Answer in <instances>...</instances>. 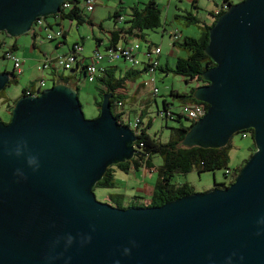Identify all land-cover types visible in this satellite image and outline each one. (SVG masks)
I'll list each match as a JSON object with an SVG mask.
<instances>
[{
  "label": "water",
  "instance_id": "obj_1",
  "mask_svg": "<svg viewBox=\"0 0 264 264\" xmlns=\"http://www.w3.org/2000/svg\"><path fill=\"white\" fill-rule=\"evenodd\" d=\"M64 1L0 0V32L28 33ZM205 53L214 67L193 96L208 108L182 145L219 148L252 129L256 150L233 182L161 206L100 202L94 185L136 140L111 95L85 119L70 87L23 94L0 120V264H264V0L228 7Z\"/></svg>",
  "mask_w": 264,
  "mask_h": 264
},
{
  "label": "trees",
  "instance_id": "obj_2",
  "mask_svg": "<svg viewBox=\"0 0 264 264\" xmlns=\"http://www.w3.org/2000/svg\"><path fill=\"white\" fill-rule=\"evenodd\" d=\"M188 1L190 3V8L179 9V7H177L178 13L174 14V18L178 21L181 20L180 22H183L184 26L197 25L200 33L197 37L181 36L177 33V31L169 34L172 38V45L185 52L184 57L178 56L176 58L174 67L172 68H169L166 64L164 67L160 65V45L150 43L144 38L143 30L157 29L162 26L165 31L162 24L161 8L155 0H147L146 3L143 4L142 8L132 7L131 11L127 15L120 13L119 10L112 14L111 18H114V22H117L120 28H114L107 33L102 28V24H98L99 30L104 34L107 33L105 35L106 44L99 45V42L101 41L96 38V34H94V32L91 33V38L88 36H82L80 42L73 43L72 47L69 48L66 53L73 52L75 46H79L81 51L79 53H74L75 60L72 67L67 69L69 71L68 73H65V69L62 67L61 71H53L52 66L54 65L53 63H55L53 58L49 68L46 70L49 80L51 81V85L58 84L70 87L75 90L77 96H79L78 83L83 77L88 78L87 67L93 63V54L98 53L102 56L101 60L96 65V72L93 78L96 83L95 89L97 92V99H95L94 104L99 110L103 97L107 94L111 95L109 98L111 113L118 124L129 127L135 133L136 140L133 143L134 153L132 158L108 166L102 178L94 185L93 191L96 188H114L116 171L127 174L131 170L138 171L142 169L147 174H152L154 172L157 174V179L154 185L148 186V188L144 190L145 195L148 198L142 200L140 203L136 200L138 198L125 200L122 196L118 195L107 196V201L109 200L112 202L117 208H123L122 203L120 202L121 200H124L127 207L130 205L153 207L161 206L166 202L192 194L195 191L190 185H188V183L184 182L176 184L173 182V178L175 175H185L193 171L198 174L203 172H212V174H214V171L223 169L224 176L232 177L230 183L228 184L230 185L242 166L256 150V146L253 141V148L251 149L248 159L244 160L241 165H238L233 170H230L228 162L229 152L232 148V138L229 139L225 146L219 148H201L199 146L186 147L182 145V140L185 134L189 131L191 125L196 121L194 119H190L183 112L184 107L198 105L202 106L204 110L208 108L207 104L196 100L193 93L195 88L198 86L207 84V81L203 78V73L214 67V63L205 53V47L208 43L209 29L216 22L217 18L233 4L231 0H221L217 3L214 2L215 7L212 10L207 11V15L211 17V21H204L197 17L199 10V5L197 4L198 0ZM65 3L69 5L68 8H65L62 4L58 14H52L43 18L45 27L42 28L45 31L49 32L48 30H53V26L60 27L59 30L62 31L60 37L47 40H57L55 45L66 44V31L63 30V27L60 25V22L63 20L74 22L76 26L88 23L93 27L91 20L87 17V12H91L94 9L93 7L98 3V0H95L91 11L86 9L85 0H65L64 4ZM47 17H51L53 19V23L46 22L45 19ZM118 21H121V23ZM30 34L32 35V38L36 39L37 35L35 32H31ZM85 39L93 40L95 43V47L89 55L83 54V41ZM139 40L147 43L145 50L141 49L138 42ZM101 46L103 49H99ZM154 48L159 49L158 54L152 52ZM16 49L17 45L14 43L10 50L15 51ZM122 51L130 52L136 63L134 64L127 61L121 55ZM110 54H117L118 56L117 58L111 59ZM139 54L144 57V60H139ZM43 55V58L45 55L50 58L54 57L49 53H43ZM106 58L108 62L122 59L124 62H130L131 66L121 68L117 65H111L110 63L102 64V61ZM138 65H141V67H137ZM151 69H153V71H150ZM156 70H160L166 74L170 72L173 75L180 77L181 80L186 83L188 88L186 92H178L176 90L170 91L169 96L178 103V106L181 109L180 113H174L170 107L171 103H168L166 100L163 101V107L157 111L158 117L164 121L166 128H168V120L176 121L178 123L177 126H171L168 128L169 136L164 142H162L155 135H151L149 133V129L152 127V120L150 119L147 122L143 120L144 117L147 116L145 110L140 111L138 117L132 122L135 125V128H131L130 123L124 121L125 112H127L126 108L119 106L118 103L121 101L125 102L128 99L129 90L135 85H137V88L142 86H151V95L155 98L158 93L154 77ZM143 72L150 75L148 82L138 81L141 73ZM5 73L10 76L7 85L17 83V73L14 71ZM54 77H56V79H54ZM151 79H154V87L157 89L156 92H153L152 85H149V83H151L149 82ZM72 81H74V84H72ZM35 84L36 81L29 84V86L22 88L20 96L25 94L26 89H33ZM20 96L18 98H20ZM5 97L6 92L4 88L0 91V99H5ZM18 98L15 99L12 104H9L10 112L12 111V108ZM6 101H8L7 98ZM181 118H184L187 122L183 124L181 122ZM238 133H248L253 140L252 129L242 130ZM155 156L159 157L161 160L159 166L154 164L153 158ZM215 187H225V184L215 183Z\"/></svg>",
  "mask_w": 264,
  "mask_h": 264
},
{
  "label": "rangeland",
  "instance_id": "obj_3",
  "mask_svg": "<svg viewBox=\"0 0 264 264\" xmlns=\"http://www.w3.org/2000/svg\"><path fill=\"white\" fill-rule=\"evenodd\" d=\"M121 1V2H120ZM147 0H98V3L93 7V12H87V17L92 20L93 27L88 24L84 23L82 25L76 26L74 22H70L68 20H63L60 22V25L63 27V30L66 31V44L63 45L60 50L67 51L69 48L72 47L73 43L80 42L82 35L88 36L91 38V29H93L94 34L98 35L100 30L98 28V24L102 23L103 29H108L109 25H114V18L112 19V14L119 10L120 13L127 15L132 7L142 8L143 4L146 3ZM158 6L161 8L162 13V24L163 27L152 30H143L144 38L155 45H160L162 49V53L160 56V64L161 66H165V61L167 60V65L169 68L174 67V63L176 58L184 57L185 52L178 49L177 47L172 45V38L170 37V33L177 31V33L181 36H192L197 37L199 35V29L197 25H189L184 26L181 20H176L174 18V14L178 13L177 7L184 9L190 8V3L188 0H181V2L177 0H155ZM221 0H198L197 4L199 5L197 17L200 20L208 21L209 17L207 15V11L209 9H213L214 2H219ZM233 4L238 3L240 0H231ZM92 15V16H91ZM46 22L53 23V19L51 17H47ZM121 23V21H118ZM124 25V23H123ZM35 26H33L34 28ZM60 27L53 26V30H48L49 32H54L55 30H59ZM36 33V44L37 46L33 49L32 48V38L31 32L21 34L19 36H10L6 32H0V73L2 72H12L13 71V61L8 59L6 55L13 54L16 57L20 58L22 61L20 67V73H17L16 79L17 83H12L5 87L6 97L5 99H0V119L3 122H8L10 119V106L9 102H12L17 99L21 95V90L25 85L32 84V82H38L41 76H44V86L42 90L48 89L51 87V81L49 80L48 73L46 71L40 72L38 69L41 60L43 59V53L51 52L52 48L55 46V42L47 41L46 33L42 27H38L35 31ZM32 32V33H33ZM103 32H101L102 34ZM140 47L142 50L146 49L147 43L139 40ZM16 43L17 49L15 51H11V47L13 44ZM95 47V43L93 40L85 39L83 41V54L89 55ZM99 49H103L102 46ZM139 60H144V57L139 54ZM110 63L111 65H117L121 68L131 66L130 62L123 61L122 59L114 60L108 62L107 58L102 61V64ZM137 67H141L138 65ZM65 73H68V70H64ZM155 86L158 89V93L156 94V101L159 108L163 107V101L166 100L168 103H171V110L174 113H180L181 109L178 106V103L173 100L169 95L171 90L177 91H186L187 85L185 82L181 80L180 77L173 75L172 73L168 72L167 74L156 70L155 74ZM150 79V75L147 73H141L140 78L138 81H147ZM79 89V102L81 105L82 112L84 114L85 119H93L98 115V108L94 104L95 99H97V92L95 89L96 83L94 81H89L88 78H82V80L78 83ZM151 86H146L145 91L142 94L143 99H147L148 97L152 98L151 95ZM150 93V95H148ZM7 99H10L6 101ZM154 98V97H153ZM6 104H8L6 106ZM129 108V106L127 105ZM150 112L155 113L156 105L152 101V105L150 106ZM126 115V112H125ZM135 116H131L129 118L128 114L124 117L125 122H129L127 120L134 119ZM181 122L185 124L187 121L184 118H181ZM178 123L176 121H167V127L177 126ZM166 128L164 121L160 117H155L152 120V127L149 129V133L153 135L154 132L156 133V137H158L162 142L166 141L169 136V129ZM232 148L229 152V162L228 167L230 170H233L238 165H241L244 160L248 159L251 149L253 148V140L248 133H236L233 134L231 137ZM154 164L159 166L161 160L159 157L155 156L153 158ZM137 175V178H136ZM115 179L117 183L116 187L110 189H102L96 188L94 189L93 193L96 199L100 202L108 203L112 206L113 203L109 200L107 201L106 195L110 194H127L131 191H135L136 189L138 194H140V188L142 184H154L157 179L156 172L152 173L151 175L142 174L140 171L135 172L131 171L130 174L124 175L121 172H117L115 175ZM232 177L224 176V170H216L214 174L212 172H203V173H196L190 172L185 175H175L173 178L174 183H188L196 193L205 192L211 190L215 187V183H223L228 185L231 181ZM133 191V192H134ZM128 193V195H129ZM127 199V196L124 198ZM119 201V200H117ZM122 203L123 208H130V207H142V206H133L127 205L124 203V200L120 201ZM140 202V201H139ZM116 207V206H115Z\"/></svg>",
  "mask_w": 264,
  "mask_h": 264
},
{
  "label": "built area",
  "instance_id": "obj_4",
  "mask_svg": "<svg viewBox=\"0 0 264 264\" xmlns=\"http://www.w3.org/2000/svg\"><path fill=\"white\" fill-rule=\"evenodd\" d=\"M95 0H85L86 3V9L88 11L92 10V6L94 4ZM63 6L65 8H68L69 5L67 3L64 4V2L62 3ZM33 26L34 29H33ZM30 32H33V30L35 31L38 27H45V24L43 22V18H37L35 23L33 24ZM37 27V28H36ZM61 30H56L54 32H47L46 35V39L47 40H51L53 38H58L61 36ZM81 51V48L79 46H75L73 52H68L64 55H60V54H56L54 57H48L45 55V57L41 60V64L39 66V70L40 72H44L49 68L50 63L52 62V58L54 59V62L57 66H59L60 68H64L65 70L70 69L73 65V62L75 60V56L74 53H79ZM153 53L158 54L159 53V49L158 48H154L152 50ZM121 55L127 60L130 61L132 63H136L133 55L128 52V51H122ZM44 56V55H43ZM117 54H110V58H117ZM6 57L8 59H11L13 61V71L15 73H20V67L22 64V61L20 60V58L16 57L13 54H7ZM102 56L100 54H93V63H91L88 67H87V77L89 79V81H93L94 79V74L96 72V65L97 63L101 60ZM156 64V63H155ZM150 67V66H149ZM20 71V72H19ZM150 71H153V69H151ZM149 82V85H152L153 87V92H156L157 89L154 87V79H151ZM44 86V78L43 76H41L38 80V82H36L35 86L33 87V89H26L25 94L26 95H32L35 94V92L37 91H41L42 88ZM206 110H204L202 108V106H198V105H193V106H186L184 107V113L190 118V119H194L197 120L199 118H201ZM160 116V115H159ZM135 126V125H134Z\"/></svg>",
  "mask_w": 264,
  "mask_h": 264
},
{
  "label": "crops",
  "instance_id": "obj_5",
  "mask_svg": "<svg viewBox=\"0 0 264 264\" xmlns=\"http://www.w3.org/2000/svg\"><path fill=\"white\" fill-rule=\"evenodd\" d=\"M177 1H179V2H181V0H177ZM176 9H178V8H176ZM179 9H181V8H179ZM209 10H212V9H209ZM94 10H92L91 12H93ZM92 16V15H91ZM208 17H209V15H208ZM90 19V18H89ZM91 20V19H90ZM209 20L211 21V17H209ZM209 21V22H210ZM91 22H92V20H91ZM102 24V23H101ZM94 26V25H93ZM119 27V25H118V23L117 22H114V25H109V27H108V29H106L105 31L108 33L110 30H112V29H114V28H118ZM102 28H103V26H102ZM120 28V27H119ZM93 29L94 28H92L91 29V33L93 32ZM101 32L102 31H100L99 32V34L98 35H96V38H98V39H100V41L101 42H99V45L100 44H102V45H104V44H106V34L107 33H102L101 34ZM83 36V35H82ZM63 45H65V44H59V45H55L54 46V48H52V50H51V52H46L45 54H50L51 56H55L56 54H64V53H66L67 51H65V50H60V48L63 46ZM37 46V44H36V39H34L33 41H32V48L34 49L35 47ZM161 47V46H160ZM161 53H162V49H161ZM160 56H161V54H160ZM159 60H160V57H159ZM159 63H160V61H159ZM54 65L52 66V69H53V71H61V68L59 67V66H57L55 63H53ZM165 64L167 65L168 63H167V60L165 61ZM161 65V64H160ZM84 79H85V77H83ZM54 79H56V77H54ZM94 81V80H93ZM72 84H74V81H72ZM27 86H29V84L28 85H25L24 87H27ZM23 87V88H24ZM143 87V86H142ZM140 87V88H137V85H135V86H133L132 88H130V90H129V95H128V99L125 101V102H123V101H121V102H118L119 103V106H122V107H125L126 108V110H127V112H126V115H125V117L127 116V114H128V116H129V118H131V116L133 115V116H135L134 117V119H132V120H127V121H129V123H130V126H131V128H135V126H134V124L132 123L134 120H135V118H137L138 117V115H139V113H140V111H142V110H145L146 111V113H147V116H145L144 117V121L145 122H147L148 120H153L152 118H155L156 116L158 117V115H157V111H158V109H160L159 108V106L157 105V101H156V98H150V97H148L147 99H143V97H142V94H143V92L145 91V87ZM72 89V88H71ZM188 89V88H187ZM177 91V90H176ZM187 91V90H186ZM186 91H178V92H186ZM150 92H151V90H150ZM148 95H150V93H148ZM11 99V98H10ZM10 99H8V100H10ZM152 101H153V103L156 105V111H155V113L153 114V113H151L149 110L151 109L150 108V106L152 105ZM123 102V103H122ZM9 104H10V102H9ZM123 104V105H122ZM8 104H6V106H7ZM127 105L129 106V108L127 107ZM10 106V105H9ZM156 133L157 132H154L153 133V135H156ZM132 171V170H131ZM130 171V172H131ZM133 171H135V170H133ZM141 172L142 174H145V175H151V174H147V173H145L142 169L141 170H138V171H135V172ZM117 172H120V171H116L115 172V175H116V173ZM130 172H128L127 174H124V175H128V174H130ZM122 173V172H121ZM136 178H137V175H136ZM117 184H119V182L117 183V181H116V179H115V187L117 186ZM154 184H142L141 185V188H140V194H138V192H137V190L138 189H136L134 192L133 191H131L130 193H129V191H127V194H121V193H116V194H113V196L114 195H118V196H122L123 198H125L126 196H127V200H133V198H138V199H136V200H138V202L140 201V202H142V200H144V199H147L148 197L145 195V191L144 190H146V188H148V186H153ZM128 193H129V195H128ZM110 194H108V195H106V197L107 196H109ZM139 202V203H140Z\"/></svg>",
  "mask_w": 264,
  "mask_h": 264
},
{
  "label": "flooded vegetation",
  "instance_id": "obj_6",
  "mask_svg": "<svg viewBox=\"0 0 264 264\" xmlns=\"http://www.w3.org/2000/svg\"><path fill=\"white\" fill-rule=\"evenodd\" d=\"M44 18V17H43Z\"/></svg>",
  "mask_w": 264,
  "mask_h": 264
}]
</instances>
